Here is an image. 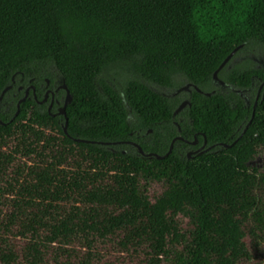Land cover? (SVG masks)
Masks as SVG:
<instances>
[{
	"label": "trees",
	"instance_id": "16d2710c",
	"mask_svg": "<svg viewBox=\"0 0 264 264\" xmlns=\"http://www.w3.org/2000/svg\"><path fill=\"white\" fill-rule=\"evenodd\" d=\"M237 47L264 51V0H0L1 264H100L109 241L132 264H264V168L249 164L264 151V99L231 137L247 114L240 96L231 107L194 90L179 130L176 99L145 82L184 77L206 91ZM117 65L145 81L120 91L102 78ZM47 78L71 92L67 133L33 97L16 114L17 87ZM201 132L239 138L193 157L177 140L163 159L126 143L164 155Z\"/></svg>",
	"mask_w": 264,
	"mask_h": 264
},
{
	"label": "flooded vegetation",
	"instance_id": "af4514ba",
	"mask_svg": "<svg viewBox=\"0 0 264 264\" xmlns=\"http://www.w3.org/2000/svg\"><path fill=\"white\" fill-rule=\"evenodd\" d=\"M258 49L259 48L257 47H247V48L239 49L236 52V54L233 56V58L230 60V62L220 71L221 75L219 72L218 77L212 79V81L207 86L206 91H203L201 88H199L196 84L192 82H188L186 85L175 89L174 94L180 97V103L178 104L176 109L184 101H189L186 107L191 106V96L194 90L204 93L207 96L219 94L220 96L229 99L227 101L229 106L235 107L236 103L234 99H236V97L229 95L230 92H235L237 95L240 96L241 103L246 108L247 114L243 117L242 121L233 131L231 137H233L236 133L243 134L244 132H246L247 127L249 126L251 122V119H249L250 118L249 116H251V118L254 117V111L259 101L264 99V51L260 49L258 50ZM257 52L260 53V56H261L260 58L257 57V54H258ZM251 65L256 70H258V72L250 74L249 80L244 81V82L241 81L238 78L239 70H242L243 68L251 66ZM46 80L47 82L45 84L42 83L39 86H37L33 82L32 79H30L28 81V84L26 85L24 84L19 85L16 89V92L14 93V98H17L19 102V100L26 94L27 89H29L28 98L33 97L40 105H45L48 108L49 112H51V110L55 108L56 112L53 113V115L56 116L58 114L59 109L63 106L64 101H65L66 90L62 88V86L65 84L52 83L49 78H47ZM160 87H162L163 89L169 88V87L162 86V85H160ZM62 91H65V92L62 93ZM39 95L41 96V98H39ZM2 98H0V103H2L3 101ZM184 109L180 111L178 114H176L175 116L173 114V117L177 118L179 114L181 115ZM58 115H61V114H58ZM181 120H183V118H179V121ZM179 121H175V124L178 125V127H179ZM179 130H181V127ZM146 135L147 133L142 134V136H146ZM196 135H197L196 143H193L195 139L194 140H188V139L181 140V141H185L189 145L187 147L188 157H189L190 152H192L191 157H193L196 154L208 152L218 147H227L225 144H229L223 141H213V140L210 141L207 135L203 132L200 133V136L202 137V139L198 138V134H195L194 136ZM238 138L239 137L234 139V141L231 144L233 143L235 144ZM111 145H116V144H111ZM129 145H132V144H129ZM141 155L144 156L143 154Z\"/></svg>",
	"mask_w": 264,
	"mask_h": 264
},
{
	"label": "rangeland",
	"instance_id": "374dc122",
	"mask_svg": "<svg viewBox=\"0 0 264 264\" xmlns=\"http://www.w3.org/2000/svg\"><path fill=\"white\" fill-rule=\"evenodd\" d=\"M257 53H258L257 57L260 58L261 57L260 53L259 52H257ZM102 78L105 81H107L109 84L118 88L120 91H122V89H123V87L126 84L128 79L144 80L141 75H139L133 69L129 68L127 65H117V66H111V67L106 68L104 70V72L102 73ZM145 82L155 91L162 93V94H165L166 96H169V97H174L177 101V106H178V104L180 103V97L175 95L174 91H175V89L186 85L189 81L186 78L181 77L178 79V85L176 87L170 88V89L169 88L163 89L162 87H160V85H158L156 83H152L150 81H145ZM179 118H184V115L182 113H181V115L179 114L177 117L178 121H179ZM31 162H32V160L28 161V163H31ZM249 164L251 166L264 168V151L259 156L254 158ZM164 188L165 187L163 185L155 184L150 189V195L153 198L157 197L163 192ZM4 209H5V211L7 210V208H4ZM181 223H182V228L184 229V231H186L189 227L188 219L182 216L181 217ZM16 241L18 243H21V244L23 242V240L20 238L16 239ZM103 248H104V251H103L102 255H103L104 259L102 260V262L100 264H132L133 262L136 261V259L132 258L131 255H129L128 253L120 252L118 247L116 246L115 242H113V241L107 242V244L105 246H103ZM0 264H1V262H0Z\"/></svg>",
	"mask_w": 264,
	"mask_h": 264
},
{
	"label": "water",
	"instance_id": "95a60500",
	"mask_svg": "<svg viewBox=\"0 0 264 264\" xmlns=\"http://www.w3.org/2000/svg\"><path fill=\"white\" fill-rule=\"evenodd\" d=\"M241 47H237L224 61L223 63L220 65V67L215 71L214 73V78H217L218 77V74L219 72L230 62V60L233 58V56L236 54V52L240 49ZM10 87H8L7 89H5L4 93L9 89ZM62 88H64L66 90V96H65V101H64V104L63 106L59 109L58 111V114H61L63 115L65 118H66V124L64 126V130L65 132L67 133V128H68V117H67V112H66V108L67 106L72 102V95H71V92L70 90L68 89L67 85H63ZM28 95H29V89H27L26 91V94L19 100L18 102V112L16 114L19 113V110H20V105L23 101H25L27 98H28ZM2 98V96L0 97ZM46 100V99H45ZM189 103V101H184L183 103H181V105H179V107L174 111V116L176 114H178L180 111H182L186 106L187 104ZM0 123L1 124H5V122H3L1 119H0ZM179 129H180V126H179ZM76 141L78 142H92V143H96L97 141H89V140H85V139H81V138H77L75 139ZM177 140H185V138L183 136H177L173 139V142L171 144V147L169 149V151L164 154V155H161V154H158V153H155V152H145L142 148V146L135 142V141H126V143L128 144H132L134 146H136L139 150V152L141 154H143L144 156H147V157H156L158 159H163L167 156L170 155V153L172 152V149L174 147V143L177 141ZM197 142V135L195 136V141L193 143H196ZM101 144H107V145H111V144H121L123 142H100ZM234 144V143H233ZM233 144H225L227 147H231ZM192 156V152L189 153V157Z\"/></svg>",
	"mask_w": 264,
	"mask_h": 264
}]
</instances>
